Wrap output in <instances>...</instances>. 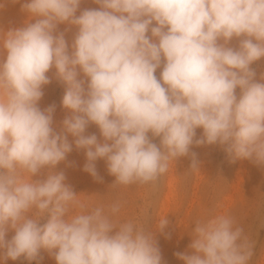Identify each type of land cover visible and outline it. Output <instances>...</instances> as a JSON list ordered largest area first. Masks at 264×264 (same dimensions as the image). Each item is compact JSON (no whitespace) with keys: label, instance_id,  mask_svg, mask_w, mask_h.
<instances>
[{"label":"clouds","instance_id":"clouds-1","mask_svg":"<svg viewBox=\"0 0 264 264\" xmlns=\"http://www.w3.org/2000/svg\"><path fill=\"white\" fill-rule=\"evenodd\" d=\"M93 2L100 8L76 15L82 0H23L34 22L3 36L0 264L36 260L41 250L56 264H162L154 232L116 225L100 208L68 217L77 194L63 171H53L73 150L68 135L85 152L83 170L101 182L99 159L113 184L155 181L182 157L198 169L193 145H219L264 168V82L251 67L264 57V0ZM61 24L78 28L71 54ZM233 39L238 47L230 46ZM53 67L66 85L62 106L71 112L60 132L55 105L39 106ZM90 124L103 143L85 134ZM168 225L160 220L156 232L170 238ZM242 232L223 215L198 222L191 254L175 255L184 264H247L253 253Z\"/></svg>","mask_w":264,"mask_h":264},{"label":"rangeland","instance_id":"rangeland-1","mask_svg":"<svg viewBox=\"0 0 264 264\" xmlns=\"http://www.w3.org/2000/svg\"><path fill=\"white\" fill-rule=\"evenodd\" d=\"M23 0H4L0 8V52L3 51V36L10 28L22 27L32 17L22 11ZM100 5L93 0H82L76 13L84 9H99ZM155 26V22L150 26ZM58 31L65 33L71 54L74 37L78 28L74 25L61 24ZM148 35L151 37V31ZM239 40L233 39L230 46L238 47ZM256 71V81L264 74V57L251 66ZM161 69H157L159 78ZM53 67L48 75L51 82L43 88L44 95L39 102L41 109L55 105L53 127L62 131V121L71 112L62 106V98L66 85L56 77ZM80 78H83L82 75ZM86 86V85H85ZM239 93V89H237ZM86 135L95 134L103 143L98 126L90 124ZM197 137L202 129L196 130ZM73 150L66 159L60 162L53 171H63L65 183L75 192V202L69 205L68 217L76 214H90L97 208L102 209L111 222L116 225L133 223L137 228L154 232L162 254V264H184L176 253L191 254L189 248L198 222H207L218 216H227L233 221V230L243 229L241 240H246L252 249V256L247 264H264V168L258 167L248 160L233 159L219 145H193L190 152L196 153L198 169L189 168L190 157L170 160L168 169L155 181L148 183L134 182L128 185L113 184L115 177L107 170L105 160L96 161V168L102 182L94 179L83 170L86 163L84 150H77L74 138L68 135ZM159 144V138H155ZM25 180L32 177L24 174ZM43 173L33 179H42ZM84 205L81 208L79 205ZM118 205V211L112 208ZM168 219L165 229L169 236L156 232L159 221ZM46 222V218L40 221ZM14 235L9 231L6 239ZM239 243V241H238ZM6 264H56L55 259L41 250L36 260L28 261L23 256L17 260L8 259Z\"/></svg>","mask_w":264,"mask_h":264}]
</instances>
